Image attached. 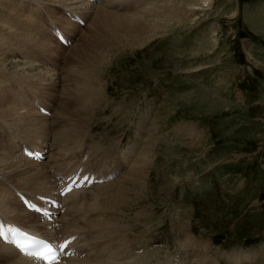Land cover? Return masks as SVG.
<instances>
[{
	"label": "rangeland",
	"instance_id": "1",
	"mask_svg": "<svg viewBox=\"0 0 264 264\" xmlns=\"http://www.w3.org/2000/svg\"><path fill=\"white\" fill-rule=\"evenodd\" d=\"M109 1L72 12L52 0H0V170L10 196L55 194L57 176L77 166L118 170L78 189L74 208L63 205L59 215L72 210L74 242L85 245L61 264H264V0ZM98 6L142 14L153 29L133 44L127 36L131 43L101 63ZM34 141L46 149V171L21 173L6 153L23 156L18 149ZM132 172L140 177L127 198L105 202L102 194ZM1 207L4 220L42 229L36 213L17 207L28 222ZM4 255L0 264L15 263Z\"/></svg>",
	"mask_w": 264,
	"mask_h": 264
},
{
	"label": "bare ground",
	"instance_id": "2",
	"mask_svg": "<svg viewBox=\"0 0 264 264\" xmlns=\"http://www.w3.org/2000/svg\"><path fill=\"white\" fill-rule=\"evenodd\" d=\"M52 1H55L57 2L58 4L62 2V4L66 7H69L70 9H72L73 11L72 12H75L77 10H82L85 8L86 11H90L91 7L89 5H91V3L89 2V0L87 2H81L83 0H52ZM119 1V0H118ZM171 2V1H170ZM106 3V2H105ZM104 3V4H105ZM108 3H112V1H109L108 0ZM108 5V4H106ZM110 5V4H109ZM55 6V5H54ZM83 6V7H82ZM94 7V6H93ZM102 7V6H101ZM101 7H97L96 9V20H95V23L97 25V28H98V31H97V38L95 40V43L96 45L101 48V49H104L105 51V54H102L100 49L98 50L97 52V55H96V59L98 58V60L102 62L106 61L107 59V56L110 55L111 53L117 51V50H120L122 49L123 47L127 46L128 44L131 43V40L133 41L131 44L133 43H136L137 41L139 42V39H136V35L141 33V31H147L149 27H151V29H153L152 27V23L150 22V18L147 19L146 17H143L142 14H137L135 12L131 13V12H123V13H119V12H115V11H109V10H106L104 8H101ZM143 8V7H142ZM163 8V7H162ZM95 9V8H94ZM161 9V8H160ZM162 10V9H161ZM168 10V9H167ZM153 11V10H152ZM156 11H159V8L156 9ZM79 12V11H78ZM155 13V12H153ZM151 13V14H153ZM159 14H157V17H158ZM151 16V15H150ZM148 16V17H150ZM160 17H162V15H159ZM164 16V15H163ZM152 17V16H151ZM164 19V18H163ZM149 20V21H147ZM158 20V19H157ZM65 21V20H64ZM68 23V22H67ZM145 26V27H144ZM65 30V29H64ZM107 30H112L111 31V35H107ZM158 31V30H156ZM71 33V32H70ZM141 35V34H139ZM105 37L104 40L101 39V37ZM127 36L129 37H132V39L129 41L127 38ZM139 36H137L138 38ZM145 39V38H144ZM143 40V39H142ZM15 62V61H14ZM20 63V61H19ZM17 64V63H15ZM14 64V67H16ZM13 65V64H12ZM13 68V66H12ZM16 68H19L18 66ZM17 71V69H14V70H9L8 72L12 73V74H15ZM23 72V71H22ZM27 75H30L28 74V72H23ZM74 93V91H73ZM83 92H81L82 94ZM73 102L74 103H77L79 102V97H78V93H74L73 94ZM86 105H88L87 101L84 102V104L81 106L82 108H84ZM76 107V106H75ZM80 107V106H79ZM1 110V113H6L5 112V109L4 111ZM79 110V109H78ZM15 112V111H14ZM28 112V113H27ZM17 114V112H15ZM18 113L24 117V118H27V120H29V123L31 122V116L29 115V111H27L26 109H20L18 110ZM23 118V119H24ZM44 118V117H43ZM19 119V118H18ZM14 120V119H13ZM37 122V121H36ZM28 123V124H29ZM34 123V122H33ZM32 123V124H33ZM17 124V123H15ZM20 124V123H19ZM36 125V123H35ZM26 127H29V126H26ZM37 127V125H36ZM43 127H44V124H43ZM71 131V130H70ZM71 134V133H70ZM75 134V133H74ZM85 134V133H84ZM68 135V134H67ZM76 136V134H75ZM53 137V136H52ZM35 138V137H34ZM38 138V137H37ZM56 138V137H54ZM53 138V139H54ZM44 140V139H43ZM55 140V139H54ZM32 142V141H31ZM75 142V141H74ZM39 141H34V143H31V145L29 146L31 149L33 148H39L41 150L44 149V145H38ZM66 143V142H65ZM54 144V143H53ZM67 144V143H66ZM46 145V144H45ZM50 145V144H49ZM52 145V144H51ZM75 145H77L75 143ZM69 146V144H68ZM71 147V146H70ZM69 147V148H70ZM75 147V146H74ZM77 147H79L77 145ZM68 149V148H67ZM73 150V149H72ZM77 150V149H76ZM75 151V149H74ZM46 152V150H45ZM44 152V153H45ZM70 152V151H69ZM80 152V151H79ZM72 153V152H71ZM81 153V152H80ZM76 154V152H75ZM1 156V155H0ZM57 156V155H56ZM66 157V156H65ZM94 157V156H93ZM5 159H8V163L14 161L15 159H18V164L15 166L18 171L20 169L21 170H24V173L26 174H31L32 172H37V169H43L44 166L42 164V162H38V161H33L31 159H28L24 156H20L18 155L17 152H13V151H10L8 153H6V158ZM66 159V158H65ZM25 160H28V161H32L33 162V165L34 167L31 168V166H29V164L27 163V167L23 168V166H25L23 164V161ZM17 161V160H16ZM72 162V161H71ZM16 163V162H15ZM12 164V163H11ZM10 164V165H11ZM48 164V163H47ZM32 165V164H31ZM45 165V164H44ZM8 166V164H7ZM5 167V166H4ZM10 167V166H9ZM13 167V166H12ZM80 166H77V169L79 168ZM14 168V167H13ZM12 168V169H13ZM16 168L14 169L16 171ZM140 168V166H139ZM139 168H138V171H139ZM8 169V168H7ZM13 170V172H15ZM44 171H46L45 169H43ZM19 171V172H20ZM41 171V170H40ZM141 171V170H140ZM139 171V172H140ZM7 172V171H5ZM9 172V171H8ZM12 172V173H13ZM43 172V171H42ZM53 172V175L57 172L56 170H52ZM22 173V171H21ZM23 173V174H24ZM49 173V172H48ZM15 174V173H14ZM13 174V175H14ZM44 174V173H42ZM13 175H11L10 177H12ZM46 174H44L43 176H46ZM64 175V174H63ZM129 175V176H128ZM124 177H121L118 179V181L116 183H114L113 185L115 186V188L112 190V191H106L104 194L105 196V202L108 203V199L110 202L112 203H115V204H121L122 203V200L123 199H126V194H127V191H129V188L136 182V181H139V177H140V174L137 173V172H132V175L131 174H128ZM26 176V175H25ZM51 176V175H50ZM48 176V178L50 177ZM130 176H131V179H130ZM36 177V176H35ZM3 178V181L0 180V204H3L4 208L1 207V210L4 211L5 213L7 214H11L13 217L16 218V216H20L23 215V218L26 219L28 222H31V219H30V215L28 217V215H26L27 213L25 211H22V210H17V207L20 205L18 199H16V197L13 195V196H10L11 194V191L8 189V188H12L10 184H8L9 182L7 181L8 178H7V174L4 173L3 170H0V179ZM13 178V177H12ZM52 178V177H50ZM55 178V177H54ZM33 179V178H32ZM130 179V180H129ZM37 180V179H36ZM45 181V180H44ZM51 182V180H50ZM112 184V183H111ZM16 185V184H15ZM14 185V186H15ZM45 185H46V188L47 186L50 185L49 181H45ZM53 185V181L51 183V186ZM128 185H129V188H128ZM17 186V185H16ZM8 187V188H7ZM18 187V186H17ZM44 189V188H43ZM41 191V189H40ZM47 191V190H46ZM37 192V191H36ZM51 193L49 194H46L48 196H52L54 195V191H49ZM76 192H78V190H73L67 194H65L63 197H59V200L61 202V205L57 208V210L61 211V209L63 208V205H67V208H74L76 206V201L75 199L71 202H68L70 201V198H72V196H76ZM80 192V191H79ZM45 193V192H44ZM98 193V192H97ZM96 193V195H98ZM26 194H28L26 192ZM29 195V194H28ZM74 198V197H73ZM82 198V197H81ZM79 200V199H77ZM65 202V204H63ZM68 202V204H67ZM78 203V202H77ZM81 203V202H79ZM106 203V204H107ZM81 205V204H80ZM65 208V207H64ZM20 209V208H19ZM54 211L56 212V210L54 209ZM72 211V210H71ZM71 211L70 213L68 212L67 210V213L66 215L64 216H60L57 217V219H54L49 223L47 221H40L38 218H36L40 225L42 226V229L39 230L35 227L34 224H30L32 226V228H29L27 225H22L24 228H27L29 229L30 231L32 232H39V233H42L44 234L45 236H48V237H51V238H63V237H66V236H69V235H75L77 233V230H78V221L74 222V223H70L68 222L67 220L70 219V216H71ZM65 212V211H64ZM63 212V213H64ZM30 213V212H28ZM62 213V214H63ZM6 214V215H7ZM72 217V216H71ZM0 218L1 219H7L8 217H4L2 214H0ZM18 218V217H17ZM35 218V216H34ZM73 219V218H72ZM62 220V221H61ZM91 220V218H90ZM93 220V219H92ZM95 220V219H94ZM11 221V220H10ZM86 221V220H84ZM22 224V223H21ZM36 224V223H35ZM80 224V223H79ZM52 225H54V227H51ZM56 225H58V227L56 228ZM64 225V227H63ZM84 226V225H83ZM86 226V225H85ZM94 228V227H93ZM50 229L52 231H50ZM80 229V228H79ZM61 231L63 233H61ZM90 231V230H89ZM92 231V230H91ZM97 231V230H95ZM94 231V233H95ZM38 234V233H37ZM61 234V235H59ZM84 234V233H83ZM59 235V237H58ZM91 235V234H90ZM78 236V235H77ZM94 237V236H93ZM77 238V237H76ZM81 238V237H80ZM92 238V237H91ZM78 239V238H77ZM95 240V239H94ZM74 246L76 245L75 242L73 241L72 243ZM84 244V243H83ZM81 244V245H83ZM78 245V244H77ZM77 245L75 246V249H76V253L81 250V245H78L80 247H77ZM85 245V244H84ZM83 245V247H84ZM88 245V244H87ZM98 245V244H97ZM92 247V246H91ZM101 247V246H100ZM105 247V246H104ZM0 253H2V251H4L5 255L8 256V259L11 258L15 263L14 264H20V260L23 262V264H46V263H42L40 262L39 260L37 259H34L32 257H28V256H25V255H21L20 253H18V251L13 247L11 246L10 244H5L0 242ZM80 250H79V249ZM103 248V247H102ZM89 250V249H88ZM83 251V250H82ZM99 253H100V250H98ZM103 250H101L102 252ZM81 252V251H80ZM87 252V251H86ZM77 253V254H78ZM101 254V253H100ZM4 255V256H5ZM87 255V254H86ZM95 255V254H94ZM78 256V255H77ZM135 256V255H134ZM87 257V256H86ZM109 257V256H108ZM91 258V257H90ZM64 260H70L69 258H64L62 260H60L59 262L57 263H53V264H61L60 262H63ZM203 260V259H202ZM131 261V260H130ZM9 262V261H8ZM79 262V261H78ZM77 262V263H78ZM124 262V261H123ZM204 262V261H203ZM11 263V262H10ZM201 263V262H200ZM100 264V263H99ZM117 264H121V262L117 263Z\"/></svg>",
	"mask_w": 264,
	"mask_h": 264
},
{
	"label": "snow or ice",
	"instance_id": "3",
	"mask_svg": "<svg viewBox=\"0 0 264 264\" xmlns=\"http://www.w3.org/2000/svg\"><path fill=\"white\" fill-rule=\"evenodd\" d=\"M11 231L16 235H24L20 229L13 228ZM3 229L0 226V236H3ZM7 238V237H5ZM16 246L24 251L26 254L33 256L37 260H43L46 264H53L54 261L59 260V250H62L64 245L53 246L52 244L43 241L31 240L30 243L25 244L18 239L13 240ZM68 242L65 241L64 244Z\"/></svg>",
	"mask_w": 264,
	"mask_h": 264
}]
</instances>
